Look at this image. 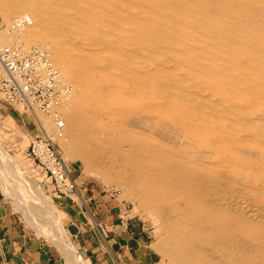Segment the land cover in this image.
<instances>
[{
  "label": "bare ground",
  "instance_id": "bare-ground-1",
  "mask_svg": "<svg viewBox=\"0 0 264 264\" xmlns=\"http://www.w3.org/2000/svg\"><path fill=\"white\" fill-rule=\"evenodd\" d=\"M0 13L7 43L46 47L72 84L67 156L159 221L169 264H264V0H0ZM0 180L90 264L1 144Z\"/></svg>",
  "mask_w": 264,
  "mask_h": 264
},
{
  "label": "crops",
  "instance_id": "crops-1",
  "mask_svg": "<svg viewBox=\"0 0 264 264\" xmlns=\"http://www.w3.org/2000/svg\"><path fill=\"white\" fill-rule=\"evenodd\" d=\"M0 98V122L8 130L35 134L34 121ZM31 122V123H30ZM36 129V128H35ZM71 173V172H70ZM77 202L59 199L69 227H76L80 249L94 264H150V235L127 205L90 182H77ZM0 264H68L61 249L30 227L0 189Z\"/></svg>",
  "mask_w": 264,
  "mask_h": 264
},
{
  "label": "built area",
  "instance_id": "built-area-1",
  "mask_svg": "<svg viewBox=\"0 0 264 264\" xmlns=\"http://www.w3.org/2000/svg\"><path fill=\"white\" fill-rule=\"evenodd\" d=\"M31 23L30 16L24 15L14 27L23 29ZM2 30L0 28V41ZM71 93L72 84L62 76L46 47L27 44L22 37L14 44H0V98L30 117L43 131L38 113L54 121L52 134L45 132L32 138L28 154L41 178L54 186L60 199L77 202L80 197L77 183L56 142L65 125L60 106Z\"/></svg>",
  "mask_w": 264,
  "mask_h": 264
},
{
  "label": "rangeland",
  "instance_id": "rangeland-1",
  "mask_svg": "<svg viewBox=\"0 0 264 264\" xmlns=\"http://www.w3.org/2000/svg\"><path fill=\"white\" fill-rule=\"evenodd\" d=\"M0 28L3 29L2 31H4L5 29L7 30L9 28L8 23L4 20L1 13H0ZM2 35H3L2 36L3 39H1L0 44H5L7 42L5 41L4 33ZM2 40H4V42H2ZM12 40H14V39H12ZM65 80L70 81L67 78ZM38 118L40 119V122L42 125L44 124V122L52 121L49 118H45V116L42 113H38ZM52 122H53V124H52ZM52 122H50V124H51L50 129L47 130L43 127L45 131H43V129L41 127H38L37 124L35 122H33L35 125V127L32 126L35 130L34 131L35 134H33V135L23 133L21 131V129H19L20 131H17V132L14 131L15 133H12L11 130H8L6 128L7 126L5 127V125L0 122V144L2 147H4V150L7 152V154H9L10 156H12L14 158L16 164L20 167V169L23 172L26 179L35 182V187L36 188L38 187L39 190L41 189L40 191L43 192V195H44L43 199H45V198L48 199L49 202H47L45 200L46 203L50 204V207L55 211V213L58 215V217L62 220V224H63V226H64V228H65V230L69 236V240L72 242L73 246L75 245V247L79 250V253H81V256L84 259H86L90 264H94V263H92L89 256L87 254H84L83 251H81V250H84V248L80 249L79 237L76 236V234H75L77 228L76 227L72 228V227L68 226L67 220H66V216H67L66 212L59 205L58 201H59L60 197H58V194L54 190V186L51 183L44 181L41 178L35 162L30 158V156L28 154L29 144L35 135H40V134H43L45 132L51 133V134L53 133L54 130L52 129V127H53V125L55 126V124H54V121H52ZM56 142L58 143L59 149L61 151V154H62V156L66 162V165H67L69 171L74 175L77 182H84V183L90 182L93 185L98 186V188L101 190L102 193H112L114 197H116L118 200H120L121 202H123L127 205V210L129 212L128 214L136 217L137 220L144 222L146 224V226L149 230V235H150L149 238L151 241L150 247H149L151 250V256H152L150 264H169L167 257H165L162 253H160L156 248L157 240H158L159 236L162 234V231H161L160 225H159L160 224L159 221L156 218H154L152 215H150L136 200L125 195L123 187L117 186L114 183H108V182L104 181L102 176L97 172L85 171L84 165L82 164V162L78 158L72 159L71 157H68L64 148L61 145V138L60 137L56 138ZM6 181L8 183H10L12 181L15 182V180H11V179L9 181L8 180H6ZM8 183H4V182L2 183V181L0 180V189L2 190L4 196L7 198L11 207L15 211L19 212L24 217L26 223L30 227H33L39 235H41L42 237H44L48 241H50L54 244H57V246L65 254V251L63 250L64 246L62 244L58 243V241L56 242L55 239L52 237V235H54L53 229L52 230H50L48 228L41 229L40 228L41 225L36 224L39 221V220H37L39 218V215L37 213H29L28 210H24L23 204H22L23 202H20V200L17 199L15 192L13 193V190H12L13 187L10 188V184H8ZM19 195H21V194H19ZM31 212H32V209H31ZM35 215H37V219H34V218H36ZM44 216H45V214H44ZM45 217H47V215ZM33 221L34 222L36 221V223H34ZM44 223H46V222H44ZM38 225H39V227H38ZM65 256L68 259V264H73V262L70 260L68 255L65 254Z\"/></svg>",
  "mask_w": 264,
  "mask_h": 264
}]
</instances>
